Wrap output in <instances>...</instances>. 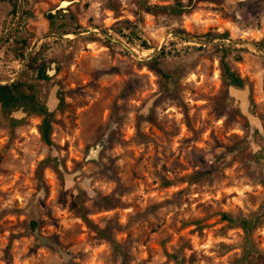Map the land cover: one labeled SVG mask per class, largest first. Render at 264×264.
Here are the masks:
<instances>
[{
	"label": "rangeland",
	"instance_id": "374dc122",
	"mask_svg": "<svg viewBox=\"0 0 264 264\" xmlns=\"http://www.w3.org/2000/svg\"><path fill=\"white\" fill-rule=\"evenodd\" d=\"M63 1L73 3L51 27L46 16ZM199 1L0 0V83L36 82L55 116L50 148L42 117L0 109V264L240 257L243 231L221 214L264 204V0ZM178 2H199V10L182 17L146 10ZM208 33L230 39L209 42ZM225 46L243 89L222 78L214 48ZM162 52L163 68L175 74L168 91L147 65ZM41 68L48 80L37 79ZM11 117L21 122L16 128ZM104 138L96 162L89 151ZM164 180L173 185L164 188ZM81 208L113 229L126 257L95 236ZM254 239L264 251V224Z\"/></svg>",
	"mask_w": 264,
	"mask_h": 264
},
{
	"label": "trees",
	"instance_id": "16d2710c",
	"mask_svg": "<svg viewBox=\"0 0 264 264\" xmlns=\"http://www.w3.org/2000/svg\"><path fill=\"white\" fill-rule=\"evenodd\" d=\"M215 3L216 0H201ZM199 1V2H201ZM199 2L195 4L178 2L175 5L168 7H159V6H146L148 13L155 14L157 12H165L177 17H182L185 15H190L193 12L199 10ZM54 14L50 13L46 18L50 22V26L53 27L55 24L56 18ZM178 33L186 34L184 30H176ZM203 38L209 42L229 40L230 36L227 33L224 34H213L208 33ZM95 41V40H94ZM108 43L110 41L106 40ZM259 47L264 51V37L259 43ZM229 48L231 47H216L214 50L219 55L220 67L222 78L228 87L243 89L245 87V81L240 77V75L233 69L232 64L229 61ZM163 52L156 57L153 61L149 62L147 65H150L155 69L162 77L163 88L168 91L170 89V83L175 81V74L172 72H167L163 68V62L161 60ZM25 76L20 77L18 80L10 84L0 85V109L1 112L6 116H12L18 111H22L26 115H36L42 117V122L39 126V133L41 135L42 142L50 147H55V142L52 138L53 134V125L55 123L54 113L50 111L47 103L41 98L39 84L36 82H28ZM39 80H48L49 75L48 71L44 68L39 70ZM61 103L63 104V99L60 98ZM10 124L12 128H16L20 125V121L14 117L10 118ZM108 138H104L101 142L93 147L89 152L91 156L95 155L93 158L94 161L98 162L96 155L107 145ZM57 157L47 158L42 166L49 165L51 163H57ZM1 165V161H0ZM41 188L43 187V181H40ZM264 184V181H263ZM164 188H168L173 185V182L170 180H164L162 182ZM80 217L88 225V227L96 234L95 236L103 241H106L112 247L114 252L119 253L120 255L126 257V252L122 248L123 245L118 242L114 236V231L111 227L106 226L100 228L96 226L89 218L88 214L84 212V208H81ZM222 221L226 222L229 228H240L243 231L244 237L241 243V255L238 257L232 264H264V251L260 250L257 246V243L254 239V234L261 228L264 224V204L262 207L254 213L251 214H221ZM31 229L34 232H38L39 223L32 221ZM121 228V226H118ZM171 258L176 256L170 255ZM178 263V262H177ZM180 264V263H178Z\"/></svg>",
	"mask_w": 264,
	"mask_h": 264
},
{
	"label": "water",
	"instance_id": "95a60500",
	"mask_svg": "<svg viewBox=\"0 0 264 264\" xmlns=\"http://www.w3.org/2000/svg\"><path fill=\"white\" fill-rule=\"evenodd\" d=\"M76 1H78V0H76ZM73 2H69V1H63L59 6H58V8L56 9V10H54V11H52V14H56V12L57 11H59V10H63V12H66V8L70 5V4H72ZM46 35H42L40 38H44ZM184 37V36H183ZM184 38H186V39H190V38H188V37H184ZM190 40H192V39H190ZM196 42H198V43H200V44H202V45H209V44H211V45H219V44H226L225 42L224 43H206V42H200V41H196ZM235 42H228V44H234ZM255 48H257L258 50H259V52H261L260 51V49L258 48V47H256L255 46ZM17 80V79H16ZM16 80H14V81H16ZM14 81H12V82H14ZM12 82H10V83H12ZM10 83H6V84H10ZM0 85H2L1 83H0ZM243 108H245V104H244V107ZM244 114L250 119V120H256L255 119V117H253V116H251L249 113H247L246 112V109L244 110Z\"/></svg>",
	"mask_w": 264,
	"mask_h": 264
}]
</instances>
